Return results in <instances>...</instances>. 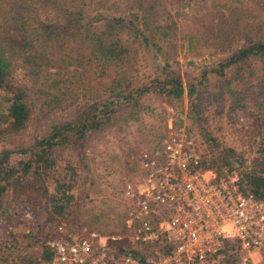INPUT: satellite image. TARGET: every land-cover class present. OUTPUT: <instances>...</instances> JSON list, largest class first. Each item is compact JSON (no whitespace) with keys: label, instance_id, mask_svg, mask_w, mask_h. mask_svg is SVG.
<instances>
[{"label":"trees","instance_id":"trees-1","mask_svg":"<svg viewBox=\"0 0 264 264\" xmlns=\"http://www.w3.org/2000/svg\"><path fill=\"white\" fill-rule=\"evenodd\" d=\"M174 1L0 0V217L10 210L4 194L9 193L12 200L8 202L16 198L27 202L20 197L25 191L30 202L37 204L35 220H42L35 228L22 231L24 221L11 223L13 215H9L3 230L10 238L0 241V264L9 258L34 264L48 258L45 239L59 234L57 225L66 214L77 216L79 225L98 231L129 232L125 203L96 211L77 203L75 208H83L79 214L69 209L72 187L87 174L71 166L57 176V151L67 145L82 150L90 133L109 122L124 105L136 106L140 97L151 91L173 107H182L185 94L189 118L192 123L199 122L207 148L206 155L196 143L205 165L221 176L232 173L245 193L264 197V100L248 104L235 85L236 80H245L254 72V61H261L264 70V0H188L198 7L191 26L180 36L170 18ZM178 39L181 45L186 40L187 54L222 55L210 67H198L195 77L182 75L171 66ZM237 39L242 43L236 46ZM147 53L156 58L155 68L140 78L137 73ZM211 76L216 84L224 82L233 95L230 116L238 107L250 112L246 157L213 134L193 97L198 86L212 81ZM76 103H81L79 112L51 121L43 132L14 145L16 136L33 119L34 105L46 114ZM40 114L37 112V117ZM190 129L185 128L193 137ZM167 132L153 124L146 146L160 148ZM77 152L83 159V153ZM140 152L136 150L133 159L126 160L128 169L139 164ZM249 155L252 158L247 161ZM70 231L68 227L72 234ZM140 249L125 251L139 257ZM235 258L234 252L230 253L225 264Z\"/></svg>","mask_w":264,"mask_h":264},{"label":"built area","instance_id":"built-area-1","mask_svg":"<svg viewBox=\"0 0 264 264\" xmlns=\"http://www.w3.org/2000/svg\"><path fill=\"white\" fill-rule=\"evenodd\" d=\"M138 160L136 178L121 191L126 239L86 228L69 234L60 222L59 234L45 239L49 257L39 264H225L232 252L242 253L238 264H264V197L205 165L185 128L169 130L160 148L143 149ZM139 246L142 259L125 251Z\"/></svg>","mask_w":264,"mask_h":264},{"label":"rangeland","instance_id":"rangeland-1","mask_svg":"<svg viewBox=\"0 0 264 264\" xmlns=\"http://www.w3.org/2000/svg\"><path fill=\"white\" fill-rule=\"evenodd\" d=\"M196 6L195 3L192 1L188 2V0L174 1L170 9V18L176 22L175 27L178 31L177 36L184 34L187 31V27L191 26ZM178 41L180 43L181 39H178ZM241 43V39L236 40V46ZM186 50L185 40L182 45L180 43L178 46L177 54L175 59L171 61V66L182 75L185 73L190 77L198 75V67L205 65L210 67L214 61L217 60L219 55H222V53L211 55L205 52L200 56H194L187 54ZM155 63L156 58L153 57V54L147 53L146 57L141 61L137 73L138 76L140 78L144 77V75L150 73L152 68L154 71ZM261 63V61H254L252 63L254 72L250 76H247V80H236L235 82L236 87L239 88L246 97L245 101L248 104H251L258 98L264 100V70L262 69ZM211 78L212 81L210 79V82L198 86V90L193 97L199 101V108L207 118L206 125L212 129L213 134L221 142L233 146L236 152L246 157L248 155L247 150H249L247 129L251 122L250 112L238 107L236 112L230 116L229 108L233 95L226 91L227 86L224 82L216 84L213 82L212 76ZM101 80H104V82L108 81L104 78H101ZM231 85H233V83ZM182 102V107L179 105L173 107L157 93L153 91L148 92L140 97L139 103L136 106H130L129 104L124 105L115 112V116L109 122L102 123L97 130L90 133L83 147H81L82 150L79 148H76V150L75 147L70 145L64 146L61 148V151L59 149L57 151L58 158H56L57 164H55L57 167V176H62L71 166L87 174L86 177L79 178L72 187L71 191L73 192V198L69 204V209H73L79 214L83 208H75L77 203L87 207V210L91 208L94 211L108 205L117 206L119 204L123 206L124 201L120 189L125 181L133 180L138 174V164L133 170H130L127 168L130 167V165L126 160H132L136 150L140 152L148 148V146H146V140L149 138L148 135H150V132L153 131V124L157 125L159 129L163 131L167 129L168 131L174 128L177 129L178 127L182 129L190 127L191 133L200 151L207 155V148L202 141L203 134L199 122L196 121L192 123L189 118V102L185 94L183 95ZM80 105L81 103H76L66 110H57L46 114L39 111L38 105H34V107H36L33 111L34 117L27 128L16 136L14 145H18L20 141L27 142L28 138L33 133H37L38 131L43 132V127L51 121L63 120L71 117L81 110ZM37 112L41 113L42 116L40 114V116L37 117ZM2 142L3 141H0V147L3 145ZM77 151L83 153V159L80 158V153ZM128 151H132V153L128 158H125ZM236 155L237 160H240V155L237 153ZM13 157H17V154L14 153ZM19 157H21V155ZM251 158L252 155H249L247 161ZM231 174L232 173H229V175ZM49 185V189L52 191L53 182ZM86 191L89 192V195L85 194ZM20 194L25 195L20 197H25L27 202H20L22 200L15 201L17 198L8 202L12 199L9 193L4 194L3 199L6 204L10 205V210L6 216L2 215V217H0V241L10 238L7 231L3 230L9 218L11 223L14 224L18 219L24 221L23 230L21 229L22 231L26 230L28 227L35 228L36 225L42 223V220H35L34 218L37 204L35 202H30L25 191ZM31 195L33 194L29 193V196ZM27 212H29V214H27ZM9 215H13V217H9ZM70 217H73V220L70 221ZM61 222L64 223L66 230L68 227L70 228V232H73L72 234H78L84 228L92 230V228H89L87 225H79L77 216H70L69 214L63 215ZM99 232L110 233L107 231ZM116 234L124 235L125 237L121 240L123 241L126 239V234H128V232L122 231L119 233L116 232ZM229 240L233 241L234 239ZM238 254H234L236 258L234 262L230 264H238L237 260L242 253L240 252ZM251 254L254 258L261 259L263 257L257 251H253Z\"/></svg>","mask_w":264,"mask_h":264},{"label":"crops","instance_id":"crops-1","mask_svg":"<svg viewBox=\"0 0 264 264\" xmlns=\"http://www.w3.org/2000/svg\"><path fill=\"white\" fill-rule=\"evenodd\" d=\"M128 227V226H127Z\"/></svg>","mask_w":264,"mask_h":264}]
</instances>
